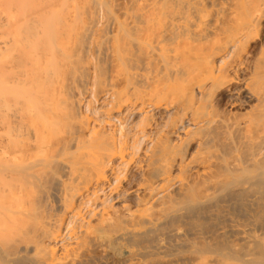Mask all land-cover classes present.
Segmentation results:
<instances>
[{
	"label": "bare ground",
	"instance_id": "obj_1",
	"mask_svg": "<svg viewBox=\"0 0 264 264\" xmlns=\"http://www.w3.org/2000/svg\"><path fill=\"white\" fill-rule=\"evenodd\" d=\"M0 264H264V0H0Z\"/></svg>",
	"mask_w": 264,
	"mask_h": 264
}]
</instances>
